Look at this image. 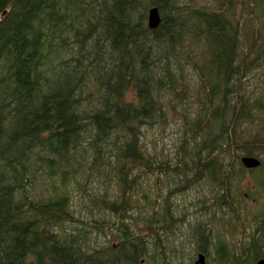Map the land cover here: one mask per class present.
<instances>
[{
  "label": "trees",
  "instance_id": "obj_1",
  "mask_svg": "<svg viewBox=\"0 0 264 264\" xmlns=\"http://www.w3.org/2000/svg\"><path fill=\"white\" fill-rule=\"evenodd\" d=\"M179 1L0 0V264L98 260L100 251L83 254L81 245L55 239L52 226L124 215L138 195L146 197L142 179L151 175L178 184L202 174L220 180L219 202L235 212L247 169L227 158L232 141L260 160L248 169L257 185L245 195L261 197L264 91L251 98L242 84L264 67V0H244L241 24L236 0H219L214 10ZM153 7L160 23L151 29ZM190 63L195 88L184 79ZM194 100L202 106L171 165L142 138L165 129L175 104ZM243 122L261 125L263 133L242 138ZM91 179L97 187H89ZM75 203L83 210L74 211ZM127 247L98 263L134 256Z\"/></svg>",
  "mask_w": 264,
  "mask_h": 264
},
{
  "label": "rangeland",
  "instance_id": "obj_2",
  "mask_svg": "<svg viewBox=\"0 0 264 264\" xmlns=\"http://www.w3.org/2000/svg\"><path fill=\"white\" fill-rule=\"evenodd\" d=\"M179 2L210 10H214L219 4V0ZM243 2L244 0H236L235 17L240 24L245 18V14L241 12ZM187 48L185 50L189 51L191 57H195L198 63L202 62L197 57L195 47L191 49L187 44ZM203 49L201 46L200 50ZM202 67L211 73L207 62H202ZM186 69L188 72L184 79L195 88L196 77L193 74L196 72L191 69V63L187 64ZM258 72L254 73L253 70L243 79L242 87L251 98L263 94L264 91L263 81L260 80L264 67ZM174 106L176 112L169 111L165 129L162 132L147 131L142 138L145 146L156 157L171 159V165L175 164L180 136L185 129L186 133H190L196 112L202 103L194 100L188 107L182 108L178 104ZM186 108L190 114L188 123L184 124L182 116L187 111ZM213 126L214 123L210 125L211 128ZM262 128L257 123L249 125L243 122L241 127H237V133L246 138L254 131L263 133ZM238 145L232 141V146ZM235 147L234 153L230 152L227 158L232 159L235 156V166H238L244 154ZM246 169L244 178L238 184L241 192L236 194L235 203H232L235 212L219 202L224 192V185L220 180H213L212 177L202 174L187 184L186 179L178 184L168 182L165 178L162 181L161 178L155 180L151 175L148 179H142L146 197L138 195L132 208L124 215L117 217L109 214L105 217L107 223L103 224H84L60 219L52 226L53 236L55 239L66 238L75 246L81 245L83 254L100 251L97 255L99 259H109L111 252H123L128 248L127 245L135 249L134 256L125 253L117 264H194L199 254L203 256L202 264H256L259 259H264V191L258 201L247 198V189L254 188L257 184L254 185L249 168ZM188 176L193 177V171ZM96 182L91 179L89 187H97ZM71 207L74 211L83 210L77 208V203ZM83 217L91 219L86 212ZM94 217L97 220L101 215L96 214ZM110 228L116 231L117 239L112 237ZM66 258L63 257L58 264H99V259L91 258L92 261L72 263Z\"/></svg>",
  "mask_w": 264,
  "mask_h": 264
},
{
  "label": "water",
  "instance_id": "obj_3",
  "mask_svg": "<svg viewBox=\"0 0 264 264\" xmlns=\"http://www.w3.org/2000/svg\"><path fill=\"white\" fill-rule=\"evenodd\" d=\"M160 23V15L158 14V10L156 7L150 8L147 15V25L151 29L156 28ZM241 164L245 168H255L260 165V160L255 156L243 155L240 158ZM203 256L201 254L198 255V260L194 264H202ZM65 264V263H60ZM256 264H264V259H259Z\"/></svg>",
  "mask_w": 264,
  "mask_h": 264
}]
</instances>
